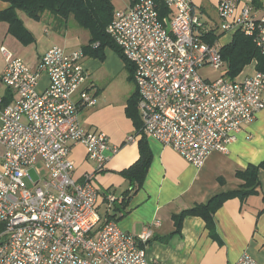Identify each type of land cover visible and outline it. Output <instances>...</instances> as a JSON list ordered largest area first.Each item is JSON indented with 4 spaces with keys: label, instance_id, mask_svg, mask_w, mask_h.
<instances>
[{
    "label": "built area",
    "instance_id": "2783aa9c",
    "mask_svg": "<svg viewBox=\"0 0 264 264\" xmlns=\"http://www.w3.org/2000/svg\"><path fill=\"white\" fill-rule=\"evenodd\" d=\"M161 1L164 14L155 0L114 10L106 32L133 64L141 133L200 167L211 152H227L264 107V72L227 77L221 45L206 40L212 27L194 13L192 0ZM216 9L222 31H241L264 52V13L257 16L251 0H219ZM0 49V85L10 96L0 91V264H157L146 245L158 220L134 235L99 213L95 176L120 145L80 122L79 103H96L85 87L84 51L53 45L32 68ZM202 66L221 74L205 78ZM42 75L48 82L38 90ZM74 143L95 162L80 179L70 157ZM105 197L115 200L113 193ZM234 264L256 262L243 252Z\"/></svg>",
    "mask_w": 264,
    "mask_h": 264
},
{
    "label": "crops",
    "instance_id": "0c3cea01",
    "mask_svg": "<svg viewBox=\"0 0 264 264\" xmlns=\"http://www.w3.org/2000/svg\"><path fill=\"white\" fill-rule=\"evenodd\" d=\"M133 1L129 0L128 5ZM218 1L192 0L194 13L212 27V33L218 35L219 45H224L232 39L234 32L220 29L216 9ZM251 3L257 11V16L264 13V0H251ZM8 6L7 1L0 0V10ZM17 11L34 40L27 44L22 43L9 32V24L0 20V47L5 46L32 68L36 67L41 54L53 45L73 50L82 49L88 42L89 33L74 30L75 34L70 35L66 22L60 20L52 26L56 20L50 19L46 13L39 19L25 13L34 22L24 17L22 10ZM108 53L110 56L113 53L117 58L114 66L110 67L114 73L121 66L127 70L122 58L110 48L104 49L103 59L85 54L82 62L87 71L85 87L95 94L96 103L91 106L79 103L82 125L87 129L106 132L112 143L120 145L104 169L95 176L100 215L104 216L105 211H110L115 214L119 227L134 235H139L144 225L158 220L159 224L153 226L152 236L146 245L148 258L157 264H234L243 252L252 255L256 264H264L263 168L257 172V192L243 198L239 195L225 198L212 213L211 227L207 226L201 215H185L179 226L174 218V215L183 210L206 203L213 196L243 188L244 180L237 177L236 172L244 170L248 164H258L264 160V107L257 113L256 118L237 134L236 139L229 144L227 152H211L200 167L193 166L172 147L145 135V142L151 153L150 163L141 185L131 191L125 201L124 210L120 212L124 206L123 194L131 187L121 171L138 159V141L142 133L136 132L132 118L126 114L127 100L135 91L133 82V90L125 105L114 109L107 102L105 92L110 81L106 72L110 70L105 64H109L111 59ZM251 66L253 71V63ZM4 67L5 55L0 50V74ZM126 74L128 81L130 77ZM47 82L46 75H42L37 89H43ZM0 91L7 94L8 89L0 85ZM75 98L79 102L77 94ZM118 108L120 109L117 111ZM136 111L137 120L141 123L138 101ZM130 134H134L135 139L124 142V138ZM2 151L3 148L0 147V161ZM70 157L75 164L73 174L76 179L95 169V162L86 156L84 145L81 143L72 145ZM106 193L114 194V204L106 202Z\"/></svg>",
    "mask_w": 264,
    "mask_h": 264
},
{
    "label": "trees",
    "instance_id": "16d2710c",
    "mask_svg": "<svg viewBox=\"0 0 264 264\" xmlns=\"http://www.w3.org/2000/svg\"><path fill=\"white\" fill-rule=\"evenodd\" d=\"M9 3V6L0 10V20H4L9 24V32L16 36L22 43L27 44L34 40L30 31L23 25L22 20L18 15L17 10H22L28 16L39 19L43 13L50 12L58 16V18L67 22L66 18L72 16L77 25L89 33L87 44L82 46L86 55L104 58V49L110 48L114 50L124 61V65L129 72V77L132 80L133 64L123 55L121 49L117 46L114 40L106 32V27L111 21L114 13V5L112 0H4ZM133 1V0H132ZM158 5L159 12L164 14L166 7L161 0H155ZM59 20V21H60ZM218 35L210 34L206 40L214 43ZM98 42L97 45H94ZM220 51L225 61L226 71L225 75L229 78L236 77L249 64L253 63L256 70L264 72V52H261L253 43L252 38L245 35L241 31H235L232 39L221 45ZM7 91V99L10 96ZM139 99L137 89L131 94L127 100L126 114L132 118L136 132L141 133L140 121L137 120L136 103ZM7 101V100H6ZM138 141L139 157L129 167L123 169L121 174L130 182V188L123 194V208H125V201L131 195V191L138 188L145 176L150 163V150L145 142V134H141ZM264 169V160L258 164H248L244 170L237 171L236 176L244 180L243 188L219 194L211 197L206 203L197 204L194 207L183 210L179 214L174 215L177 226L181 224V220L185 215H201L208 227L212 226V213L222 203V201L232 195H239L241 198L251 193H256L258 185L257 172L258 169ZM107 194V193H106ZM105 194V195H106ZM106 200V199H105ZM113 201V204L115 203ZM107 202V200H106ZM119 208L117 207V210ZM264 210V208H263ZM101 218L103 220L117 219L115 214L110 211H105V215ZM2 224L0 223V229Z\"/></svg>",
    "mask_w": 264,
    "mask_h": 264
},
{
    "label": "rangeland",
    "instance_id": "374dc122",
    "mask_svg": "<svg viewBox=\"0 0 264 264\" xmlns=\"http://www.w3.org/2000/svg\"><path fill=\"white\" fill-rule=\"evenodd\" d=\"M112 2H113V5H114V9L117 10L119 8L126 7V5H128V3H129V0H112ZM21 13H22V15H24V17L28 18V16L24 12L21 11ZM46 14H47V16L50 19H55L56 20V21H54L52 26H55V24H58L60 22L59 21L60 19L55 14L50 13V12H46ZM28 19L31 20V21H34L31 18H28ZM66 21H67L66 22L67 27L70 30V32H69L70 35H74L75 34L74 30H79V31H83V32L85 31L86 33H88L86 30H84L83 28H81V27H79L77 25V23L72 18V16H68L66 18ZM214 43H218V41H215ZM215 46H217V45H215ZM109 56H110V54H109ZM110 58L111 59L109 61V64H105V66L110 70L109 72H106L107 73L106 77L109 78L110 82L108 83V86L106 87V92L105 93L107 94V102H108V104L111 107H113L114 109H116L118 106L125 105L127 97L130 95V93L133 90L132 82L134 83V80H133V78H132V80L130 78V80L127 81L128 78L126 77L127 76L126 73H128V75H129V72L127 70H125L122 66H121L122 69L120 67L114 73V71H112L110 69V67L114 66L117 58L114 56L113 53H111ZM225 68H226V65H225ZM251 69H252V66H251V64H249L240 73H242V74L250 73V72H252ZM249 70H250V72H249ZM199 73L203 77L209 78V79H213V78H215V77H217L218 75L221 74L220 71L215 70V69H213L212 67H209V66L199 67ZM134 85H135V83H134ZM135 88H136V86H135ZM119 109L120 108H118L117 111ZM31 171H32L33 175L35 177H37L36 170L33 168ZM40 171L42 173H45V169L41 165H40ZM101 211H102V209H101Z\"/></svg>",
    "mask_w": 264,
    "mask_h": 264
}]
</instances>
